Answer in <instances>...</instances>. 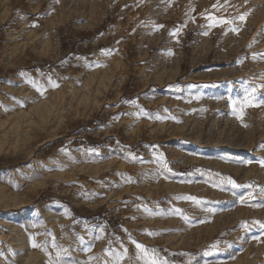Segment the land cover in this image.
Segmentation results:
<instances>
[{"label":"rangeland","instance_id":"374dc122","mask_svg":"<svg viewBox=\"0 0 264 264\" xmlns=\"http://www.w3.org/2000/svg\"><path fill=\"white\" fill-rule=\"evenodd\" d=\"M218 1L0 0V264H264V0Z\"/></svg>","mask_w":264,"mask_h":264},{"label":"snow or ice","instance_id":"6c2138e0","mask_svg":"<svg viewBox=\"0 0 264 264\" xmlns=\"http://www.w3.org/2000/svg\"><path fill=\"white\" fill-rule=\"evenodd\" d=\"M245 19H246L245 15L240 16V20L241 21H244ZM233 31H236V30L234 29ZM205 34H207V33H205ZM253 91H255V90L253 89ZM245 100L247 101V105L248 106H252V107L258 106L256 104L252 103L251 94H249V97H246ZM242 117H243V112L241 110L240 118L242 119ZM262 147H264V146H262ZM260 163H261V166H264V161H261ZM228 183L232 184L233 187H236L234 181L229 179ZM189 199H194V198L189 197ZM261 227H264V225H261ZM32 247L36 248V247H39V246L35 243V241H33ZM135 247L140 251L142 257L145 260V264H159L158 260L154 256V254L150 255L148 253V250L146 248H144L142 245H140L139 243H135ZM126 254H127V249H124V252L120 256L117 257V264H121V261H122L123 257L126 256ZM57 257H59V252H57Z\"/></svg>","mask_w":264,"mask_h":264},{"label":"bare ground","instance_id":"6f19581e","mask_svg":"<svg viewBox=\"0 0 264 264\" xmlns=\"http://www.w3.org/2000/svg\"><path fill=\"white\" fill-rule=\"evenodd\" d=\"M221 2H222V0H220ZM224 1V0H223ZM219 2V1H218ZM221 2H219V3H221ZM225 2V1H224ZM224 2L222 3V4H224ZM212 7V9H213V7L214 6H211ZM209 8H210V6H209ZM208 8V9H209ZM211 9V8H210ZM210 12V11H209ZM214 13V12H213ZM185 28V27H184ZM178 31V30H177ZM167 42V41H166ZM109 63H110V61H109ZM35 99H37V96H35V95H31V96H28V97H25V98H23L22 100H21V102H8L7 104H8V108H6V109H4V108H1V106H0V116H5V117H7L8 115H10V114H15V115H17V114H22V112L21 111H23L22 110V108L23 107H21V106H18L19 104H23L24 103V105H27V104H25L27 101H29L30 102V104H28V107L29 106H33L34 104H36V100ZM5 104V103H4ZM4 106V105H3ZM4 107H6V106H4ZM27 109H29V108H27ZM25 260H27L28 262H30V260H29V258H25Z\"/></svg>","mask_w":264,"mask_h":264}]
</instances>
